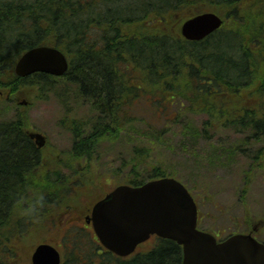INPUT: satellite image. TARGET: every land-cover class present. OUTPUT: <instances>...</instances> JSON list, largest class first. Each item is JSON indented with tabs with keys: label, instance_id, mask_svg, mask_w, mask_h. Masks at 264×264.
I'll use <instances>...</instances> for the list:
<instances>
[{
	"label": "trees",
	"instance_id": "1",
	"mask_svg": "<svg viewBox=\"0 0 264 264\" xmlns=\"http://www.w3.org/2000/svg\"><path fill=\"white\" fill-rule=\"evenodd\" d=\"M206 10L221 12L223 29L202 41L181 37V22ZM44 44L66 55L68 71L61 77H17L14 65L21 53ZM241 63L246 70L256 63L251 77L261 82L211 85V72L226 69L236 75ZM246 76L249 80L250 73ZM22 87H37L38 96L56 91L66 111L60 122L72 134V147L69 154L52 149L48 158L49 149L44 153L28 136L25 110L0 120L2 225L11 218L28 223L32 207L58 202L62 197L56 195L79 185L70 181L77 162L89 172L94 169L93 189H104L105 179L91 160L102 143L125 134L128 126L141 124L151 136L118 166L128 175L123 182L134 186L145 182L144 172L150 180L171 176L162 166L147 164V158L154 144L162 145L174 128L185 129L188 123L182 121L190 117L200 123L197 134L206 142L213 131L235 126L251 133L264 127V119H240L231 109H237L232 98L242 94L261 95L264 102V0H0V88L13 97ZM73 100L98 114L77 118ZM173 104L178 106L174 112ZM11 238L6 233L0 244ZM140 247L144 250L127 258L106 254L99 264L182 261V248L172 240L156 236Z\"/></svg>",
	"mask_w": 264,
	"mask_h": 264
},
{
	"label": "rangeland",
	"instance_id": "2",
	"mask_svg": "<svg viewBox=\"0 0 264 264\" xmlns=\"http://www.w3.org/2000/svg\"><path fill=\"white\" fill-rule=\"evenodd\" d=\"M217 13L221 15V12ZM18 90L8 100L0 97V120L12 119L17 112L25 110L29 129L45 135L49 149L69 154L72 134L60 122L66 111L60 98L53 95L56 91L38 96L37 87H22ZM24 101L27 106L23 104ZM87 107L86 104L71 101V109L77 118L91 114L90 111L95 112L94 116L98 114L97 110L88 112ZM172 107V112L178 108L176 104ZM182 123H188V126L185 129L174 128L166 135L167 141L162 145L154 144L147 164L162 166L165 174L177 178L189 189L199 209V229L212 233L217 240H223L231 234L245 233L251 223L264 220V166L260 167V161L255 162L249 156L256 153L257 146L250 145L255 143L246 138L244 133L248 132L240 135L221 129L220 132L213 131L212 141L206 142L197 134L201 126L196 119L190 117ZM169 125L174 126L176 122ZM127 129L125 134L102 143L91 160V166L99 173V177L105 179L101 184L104 190L128 179L126 170L118 167L120 161L128 159L135 145L145 146L151 139L150 132L141 124L133 128L128 126ZM246 145L249 146L246 148ZM246 149L250 152L246 151L248 154L244 156ZM47 156L49 158L50 154ZM141 177L144 181L150 180L145 172ZM260 230L255 239L264 242V226ZM47 234L36 232L28 236L29 241L22 240L25 236L21 231L17 236L22 238L20 243L31 244ZM13 244H17V241H11L10 245ZM8 254L7 263L16 264Z\"/></svg>",
	"mask_w": 264,
	"mask_h": 264
},
{
	"label": "water",
	"instance_id": "3",
	"mask_svg": "<svg viewBox=\"0 0 264 264\" xmlns=\"http://www.w3.org/2000/svg\"><path fill=\"white\" fill-rule=\"evenodd\" d=\"M222 24L217 13L204 12L185 20L180 32L189 41H200ZM68 66L64 53L44 45L24 52L15 64V73L21 78L36 72L56 77L62 76ZM28 135L38 148L45 145L41 133ZM91 214L101 245L119 257L132 254L137 245L157 235L181 245L180 264H264V243L250 233L217 241L210 233L198 230L194 198L178 179L169 176L140 186L119 184L97 201ZM34 251L33 264H60L59 252L53 246L41 243Z\"/></svg>",
	"mask_w": 264,
	"mask_h": 264
},
{
	"label": "flooded vegetation",
	"instance_id": "4",
	"mask_svg": "<svg viewBox=\"0 0 264 264\" xmlns=\"http://www.w3.org/2000/svg\"><path fill=\"white\" fill-rule=\"evenodd\" d=\"M232 58L239 63L243 61L242 57L232 56ZM255 65L256 63H253V65L249 64V69L246 70L243 63L238 64L240 70L236 75L226 69L222 73L211 72V85L261 82L259 76L256 75L254 79L251 77L252 67ZM246 73H250L249 80H246ZM261 97V95L246 94L234 96L232 98L233 103L236 104L234 107L237 106V109L231 108L232 111L237 110L234 115L240 119L254 117V119L262 120L264 111L261 109ZM247 131L245 128L237 129L233 126L229 133H239L241 135ZM263 132L264 127H255L251 134H244L246 138L256 140L260 138L259 134ZM250 145L257 146V150L255 154H249V156L255 162L260 161L259 166H264V143L256 142L254 145ZM247 146L249 145H246V148ZM246 151L250 152L249 149H246L244 156L248 154ZM50 153L51 149L46 152L47 155ZM75 169L77 175L73 174L70 181L73 180V183H79V185L72 184L70 191L56 195L62 197L58 202H50V204L42 205L39 208L32 207L31 212H27L25 216L28 223L18 222V219L14 222L13 218L3 225L0 222V239H3L6 233H11L14 238V240H6V252H4V245L0 244V264H8L6 253H9L8 256L12 257L13 263L32 264V255L36 246L40 243L53 245L59 251L60 264H99L106 254L111 253L103 248L97 237H95L91 222V211L96 201L103 198L111 188L107 191L103 187H99L95 191L93 189L95 186L94 169L89 172L84 162H77ZM260 224H263V222L260 221ZM254 230L261 231L256 229L255 225ZM20 231L25 236L23 239L17 236ZM40 231L48 234L40 236L38 238L39 241L37 240L38 242L33 241L31 244L20 243V239L29 241L28 236L35 235L36 232ZM11 241H17V244L10 245Z\"/></svg>",
	"mask_w": 264,
	"mask_h": 264
}]
</instances>
